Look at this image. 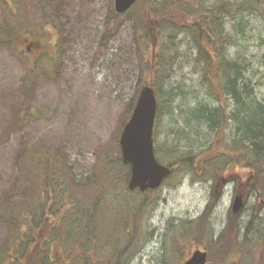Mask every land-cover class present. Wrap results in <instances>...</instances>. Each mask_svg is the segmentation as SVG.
<instances>
[{
  "label": "rangeland",
  "instance_id": "374dc122",
  "mask_svg": "<svg viewBox=\"0 0 264 264\" xmlns=\"http://www.w3.org/2000/svg\"><path fill=\"white\" fill-rule=\"evenodd\" d=\"M52 2L0 0V36L11 38L14 47L0 46V213L17 219L0 220V264H35L42 256L39 251L47 247L45 240L40 247L36 242L38 231L48 232V212L37 215L28 209L51 203L36 189L34 172L33 182H23L25 166L33 171L37 163L55 164L70 194L71 206L58 213L55 205L51 218V243L56 259L62 258L56 264H182L195 248L208 249V240L215 241L224 231L240 185L245 187V205L236 214L240 232L250 220L262 227L264 201L250 191L248 162L254 157L236 148L238 119L248 121L252 105H264V0H228L219 6L225 16L222 37L213 38L214 49L238 62V86L251 89L242 95L243 104L223 87L220 57L212 53L209 68L203 50L185 35L172 38L174 61L168 72L145 70L136 39V27L144 23L138 16L144 4L140 2L104 34L112 0H65L74 19L67 22L66 33L72 31L68 47H57L55 65L53 56L31 64L40 56L24 53L26 41L45 32L39 28L48 19L44 5L51 8ZM233 3L239 7L236 12L230 8ZM21 30L32 31L24 39ZM51 34L44 37L49 51ZM152 79L160 86L161 105L154 128L156 156L165 165L175 162L160 187L129 191L127 169L118 160V139L139 89ZM195 105L218 109V129L188 118ZM232 112L237 116L228 120ZM258 151L264 159V148ZM181 154L192 156V161L182 163ZM206 208L211 211L200 227ZM249 235L258 252L253 264H264V233ZM239 241L243 243L241 234ZM244 263L234 258L227 264Z\"/></svg>",
  "mask_w": 264,
  "mask_h": 264
},
{
  "label": "trees",
  "instance_id": "16d2710c",
  "mask_svg": "<svg viewBox=\"0 0 264 264\" xmlns=\"http://www.w3.org/2000/svg\"><path fill=\"white\" fill-rule=\"evenodd\" d=\"M227 1L228 0H140V3L144 4L141 5L142 7L140 8H142V10L139 11L138 16L140 20H144V23L143 25H137L136 39L138 46L141 48L145 70L155 73L156 75H163L171 69L174 61V43L172 38L178 34L187 36L194 41L195 45H198L199 49L203 50L205 55L203 59L206 61L205 64L211 68V54L209 53V48L204 45V49L200 47V41L209 45L213 50L217 47L214 44L213 38L219 39V37H222V18L225 16L223 8L221 11L219 6L226 5ZM230 8L233 12H236L239 7L233 3ZM113 22L114 21H111L112 24ZM213 24L217 27L215 30H213ZM20 32L23 33L24 31L21 30ZM11 42H13L11 38L0 36V46H7L14 49ZM217 50V57H220L225 73V79L222 82L223 87L226 88V93L232 96L235 101L243 102L242 95L244 93L248 94L251 89L245 84H243L245 89L238 86L237 77H239V64L236 60H226L221 50L219 48H217ZM146 84L155 88L158 102L156 118H158L161 109V105L159 104L160 86L153 79ZM131 107L128 114H130ZM250 110V114H252H249L248 121L240 117V133L237 134V141L239 142L236 141L238 147L236 149L238 152L243 151L241 152L243 153L242 155L247 152L254 157V159L248 162L253 176L250 181V191L258 192L259 196L264 201V159L261 158V154H259L258 151L260 147L264 148V105L261 103H258L256 107L252 105ZM188 113V117L191 119L205 121L206 125L211 130L218 129L217 127L220 125L217 121V117H221V114L215 108H208L205 105H195ZM231 147L233 146L231 145ZM234 147L236 146L234 145ZM155 153H158L157 146L155 148ZM257 156H259V158H257ZM192 158L193 157L190 155L181 154L178 159L182 163H190ZM174 162L175 161L172 160L169 161L168 164L173 165ZM227 164L230 165V163ZM26 174L28 175L29 172ZM128 176L129 172H126V178H128ZM44 179L46 183L50 182V184H53L49 185L50 188L47 189L51 192V199L53 200L54 198L57 205V212L59 213L61 209H64L68 201L67 196L70 194H68V190L62 186L59 175L55 178L46 175ZM68 204L71 206L70 202ZM210 211L211 208L210 210L209 208L204 210L198 222L200 227H202L200 222L203 225ZM10 217H12V214ZM236 218V214H229L228 223L224 231L219 234V237L216 238L215 241L208 240L210 244L209 247H207L208 261L211 260L219 264H227L230 259L236 258L240 262L245 261L244 264L254 263V258L258 252L256 251L257 246L253 244L249 238L251 227L247 224L245 232L242 234L239 233L240 229L238 228ZM3 219L6 221L17 220L16 218L9 219L8 214L0 213V220ZM239 234L242 236L243 243L239 241Z\"/></svg>",
  "mask_w": 264,
  "mask_h": 264
},
{
  "label": "water",
  "instance_id": "95a60500",
  "mask_svg": "<svg viewBox=\"0 0 264 264\" xmlns=\"http://www.w3.org/2000/svg\"><path fill=\"white\" fill-rule=\"evenodd\" d=\"M136 0H114L117 13L126 11ZM156 114V97L151 86L141 88L130 118L122 128L119 144L122 161L130 167L128 188L144 191L158 187L170 174V168L160 164L154 156L153 126ZM243 206V195L237 194L231 211L238 213ZM206 251L196 249L184 264H205Z\"/></svg>",
  "mask_w": 264,
  "mask_h": 264
},
{
  "label": "flooded vegetation",
  "instance_id": "af4514ba",
  "mask_svg": "<svg viewBox=\"0 0 264 264\" xmlns=\"http://www.w3.org/2000/svg\"><path fill=\"white\" fill-rule=\"evenodd\" d=\"M66 9H67V7L65 6V0H55V4L52 3L51 4V9L48 10V12L46 14H44V17H47L48 16V19L51 22H54V24H53V31L55 33L58 32L57 31V28L60 27V26H62V23H64V26H65L64 29L70 28L69 27V24L67 22L70 21L72 18L69 17V15L67 14V10ZM72 20H74V19H72ZM75 22H83V21H76L75 20ZM66 24H67V26H66ZM66 27H68V28H66ZM51 30H52V27H51ZM50 31L49 30H46L45 32L49 33ZM71 34H72V31L70 29L66 33V38L67 39H66L65 42L68 45L70 43V35ZM32 42H35V41L32 40ZM36 43L38 44L37 49H36L35 52H32L31 54L32 55H36V57H37V55H41L42 52H45L46 51L47 46H39V41H37ZM42 170L43 169H39L38 172L41 174L42 173ZM243 188H244V186H241V189H243ZM234 192H236V191H234ZM45 193L48 194V196H49L48 201L51 204L48 205V207L38 206V207H34V208H36V210H37V211H35V213L37 215H39V214H45V211L46 210L48 212V218H49V221H50L49 226H48V232L47 233H44L43 230H45V229H41L40 231H38V234H37V242H36V244H38L39 247H40L41 246V241L42 240L43 241L45 240L46 243H47L46 244L47 247L44 248L43 250L39 251V254L38 255L39 256L42 255V256L40 258L38 257L36 259L35 264H55L56 263V254L54 253V250H53V243H51L52 242L51 241L52 237H51V226H50V224H51V218L53 217V215L55 213V210H54L55 205H54L53 202H51V199H50L51 192L49 190L47 191L44 188L42 190V194H45ZM41 221H42V218H41ZM44 221L45 222L47 221L46 217L44 218ZM40 222H39V224H40ZM45 222L42 223L43 226H46V223ZM45 235L47 236V239L44 238Z\"/></svg>",
  "mask_w": 264,
  "mask_h": 264
},
{
  "label": "bare ground",
  "instance_id": "6f19581e",
  "mask_svg": "<svg viewBox=\"0 0 264 264\" xmlns=\"http://www.w3.org/2000/svg\"><path fill=\"white\" fill-rule=\"evenodd\" d=\"M233 98V97H232ZM234 99V98H233ZM235 101V100H234ZM235 102H237V101H235ZM238 103H241V104H243L242 103V101L241 102H238ZM216 109V108H215ZM216 110H218V109H216ZM235 111L236 112H239V113H241V111L240 110H238V107H237V109H235ZM229 115V119L228 120H232L233 118L232 117H236L237 115H236V113L235 112H232L231 114H228ZM222 117V116H221ZM221 117H217V121L221 124V122H222V118ZM189 119H191L190 117H188ZM191 120H193V119H191ZM241 123V121H240V118L238 119V123ZM255 221H248V225H250L249 227H251L250 228V232L253 234V235H256V236H259V235H261V234H263L264 233V224L262 225V227H259V223L257 224V226L255 225ZM257 227V228H256ZM263 230V231H262ZM262 231V232H261Z\"/></svg>",
  "mask_w": 264,
  "mask_h": 264
},
{
  "label": "crops",
  "instance_id": "0c3cea01",
  "mask_svg": "<svg viewBox=\"0 0 264 264\" xmlns=\"http://www.w3.org/2000/svg\"><path fill=\"white\" fill-rule=\"evenodd\" d=\"M264 250H262V254H263Z\"/></svg>",
  "mask_w": 264,
  "mask_h": 264
}]
</instances>
